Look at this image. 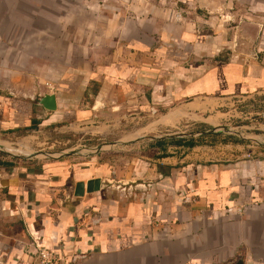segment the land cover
Masks as SVG:
<instances>
[{
    "label": "crops",
    "instance_id": "0c3cea01",
    "mask_svg": "<svg viewBox=\"0 0 264 264\" xmlns=\"http://www.w3.org/2000/svg\"><path fill=\"white\" fill-rule=\"evenodd\" d=\"M33 59L65 60L33 74ZM261 92L264 0H0V136L87 126L101 142L0 165V264L40 249L62 264H264V133L157 139Z\"/></svg>",
    "mask_w": 264,
    "mask_h": 264
},
{
    "label": "rangeland",
    "instance_id": "374dc122",
    "mask_svg": "<svg viewBox=\"0 0 264 264\" xmlns=\"http://www.w3.org/2000/svg\"><path fill=\"white\" fill-rule=\"evenodd\" d=\"M88 18L89 17H87V19ZM43 34L47 35L45 33ZM55 34L61 35V33ZM35 35L36 33H34V36ZM84 35L89 37L88 32L82 33V36ZM81 40V43L85 42V45H88V39L82 37ZM86 50L87 48L84 47L83 52ZM49 60L50 59H33V65H28L27 68L30 67V69L28 70H32L33 74H40L42 68L46 67L47 64L50 67L53 66L56 68H60L59 65H56L57 62L52 61H63L65 59H54L52 61ZM77 61L79 62V64L82 61L84 64L80 65V67L84 68L85 64L87 65L88 63L94 66V63L100 62L101 59H77ZM22 66L24 67V65ZM24 70H26V65ZM234 101H231V103L229 102L230 106H226L224 109L225 111L228 110L230 112H228L229 120H226L221 124L216 122V127L212 126L215 125L214 122H211V124H206L203 122H196V120H191L189 121V123L191 124L185 123L182 127L180 126L178 127V129H175L171 134H189L188 141H192L194 142V144L197 141L199 146H226L229 144H237V142H239L242 137L251 138L252 136L253 138H256L258 134L264 133V130H260L259 127V125H264V92L257 93L255 95H246L243 98L237 99L235 102ZM214 104L216 103L210 101L211 112L209 113V116H216L220 114L218 111H214L212 109V107H214ZM223 112L224 111H222V113ZM164 113V110H159L157 114L153 113V116L146 122L154 121L160 114ZM241 124L245 125L246 128L240 129L239 126ZM223 127L226 128L227 131L223 130ZM87 129V126H78L72 130H64L61 128L55 129L54 127L48 129L46 127L34 132L24 133L23 135H19V133H17L18 135L3 134L2 136H0V145L3 147L1 148L2 151H0V161H4L5 163H20L22 161H29L32 164L41 165L52 159L50 157L44 156L45 154H49L51 155V157H58L63 151H66L68 149H84L83 146H87L89 148H100L101 142H99L98 138H96L94 134L88 132ZM152 130L153 129H150V131ZM212 130H214V132H210V134H206L204 136L196 135L198 133L208 132ZM164 134L170 133H167L163 130L161 135ZM117 135H121V132H117L113 138L116 139ZM191 135H196V137L191 138ZM240 135L242 137H240ZM108 142L110 141L108 140ZM17 155L23 158L18 161L19 159L15 158V156Z\"/></svg>",
    "mask_w": 264,
    "mask_h": 264
},
{
    "label": "water",
    "instance_id": "95a60500",
    "mask_svg": "<svg viewBox=\"0 0 264 264\" xmlns=\"http://www.w3.org/2000/svg\"><path fill=\"white\" fill-rule=\"evenodd\" d=\"M39 104L44 107L47 111L49 112H54L57 110V102H56V97L54 95H48V96H45L43 97L40 101H39ZM223 130L227 131L226 128L223 127ZM210 132H214V130L212 131H209V132H203V133H198L196 134L197 136H204L206 134H210ZM196 135H191L190 137L192 138H195ZM240 137H242L240 135ZM170 138H189V134H186V133H178L174 136H168V137H162V138H157V139H163V140H167V139H170ZM155 139V138H154ZM242 139H245L244 137H242ZM3 148L1 145H0V151H2ZM100 150V149H99ZM99 150L97 149L96 153L99 152ZM76 152H69V153H61L62 155H60L61 157L63 156H71V155H74ZM36 156V155H35ZM41 156H42V153H41ZM44 156L46 157H51V155L49 154H45ZM15 158L21 160V156H15ZM26 158H31V157H26ZM101 190V180L99 179H96V180H92V181H89L88 183H77L76 185V188H75V197H84L85 194H92V193H95V192H99ZM237 264H243V261L240 260Z\"/></svg>",
    "mask_w": 264,
    "mask_h": 264
},
{
    "label": "built area",
    "instance_id": "2783aa9c",
    "mask_svg": "<svg viewBox=\"0 0 264 264\" xmlns=\"http://www.w3.org/2000/svg\"><path fill=\"white\" fill-rule=\"evenodd\" d=\"M252 57L254 58L252 60H255V61L258 60V57H257L256 53H254L252 55ZM262 186H263V189H264V179H263V182H262ZM257 205L264 207V201L262 203H257ZM37 256H38L37 257L38 258V264H62L61 261L57 260L53 256L51 251H49L47 249H40Z\"/></svg>",
    "mask_w": 264,
    "mask_h": 264
},
{
    "label": "trees",
    "instance_id": "16d2710c",
    "mask_svg": "<svg viewBox=\"0 0 264 264\" xmlns=\"http://www.w3.org/2000/svg\"><path fill=\"white\" fill-rule=\"evenodd\" d=\"M38 125H39V122H38V121L34 122V125L32 126V127H33L32 129H37V128H38ZM182 142H183V140H181V141H177V144H181ZM193 145H195L194 142L189 141V146H193ZM0 165L7 166V165H9V164H6V163H0Z\"/></svg>",
    "mask_w": 264,
    "mask_h": 264
}]
</instances>
